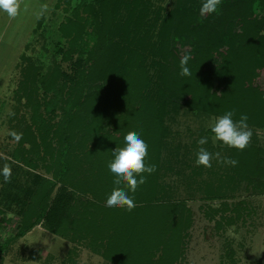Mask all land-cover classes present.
<instances>
[{"label":"trees","instance_id":"obj_1","mask_svg":"<svg viewBox=\"0 0 264 264\" xmlns=\"http://www.w3.org/2000/svg\"><path fill=\"white\" fill-rule=\"evenodd\" d=\"M196 1L177 0L165 9L153 0H100L99 13L94 1L77 0L60 25L71 37L64 59L75 51L84 57L76 77L59 63L41 75L25 55L29 62L20 88L32 94L30 84L41 80L45 91L55 94L46 107L60 106L64 117L54 123L39 112L38 100L33 122L21 129L15 155L20 157L25 142L31 143L30 157L23 161L37 168L40 159L54 175L35 174L38 184L16 216L21 222L17 236L41 222L56 234L88 243L115 264H179L192 211L185 199H172L163 181L179 150V145H170L168 115L180 105L205 115L234 110L235 120L247 114L249 127L264 128V0H222L219 15L206 18L200 17ZM89 38L94 40L91 48ZM184 58L190 76L179 74ZM129 131L147 142V162L157 166L153 174H145V184L129 193L137 205L131 212L106 207L115 187L107 164ZM193 145L197 151V143ZM223 147L227 151L221 156L238 160V165L214 159L207 169L215 179L205 181L204 198L235 195L244 180L264 190V144L251 140L243 151ZM203 168L195 165L192 170L201 173ZM59 181L62 186L52 196ZM238 207L241 215L243 207ZM9 222L11 218L3 217L0 231ZM7 244L0 242V264Z\"/></svg>","mask_w":264,"mask_h":264},{"label":"rangeland","instance_id":"obj_2","mask_svg":"<svg viewBox=\"0 0 264 264\" xmlns=\"http://www.w3.org/2000/svg\"><path fill=\"white\" fill-rule=\"evenodd\" d=\"M75 1L77 0L69 4L63 0L61 6L54 5V8L50 9L46 7L41 9L40 13L37 0H23L15 17L0 11V117L2 119L0 133L7 135L11 129L14 135H18L14 154L19 147L21 129H25L33 122L35 102L42 101L39 112L42 109L47 117H52L54 123L60 122L64 117V111L60 106L51 107L50 111L46 107V101H51L55 94L52 91H45L41 80H38L35 86L30 84L33 89L32 94L29 90L23 91L20 86L23 79L22 70L29 62L26 54L36 66L40 67L41 75L55 63H59L65 73L76 77L84 57L75 51L70 59H64V52L70 47L71 37L64 35L60 28L66 17L72 15ZM92 1L96 4L97 12L100 13L102 11L100 0ZM153 1L156 5H163L165 9L173 7L177 2V0ZM194 6L200 8L201 0H197ZM43 14L45 17L42 16ZM37 23L38 26L33 32V27ZM87 29L91 30L92 26ZM84 34L87 36V33ZM188 41L189 38L185 43H189ZM28 42L30 43L27 45ZM93 42V38H89L87 48H91ZM5 110L6 113L3 114ZM214 117L218 116L199 114L180 105L167 118L172 131L169 135L170 145H179V150L172 155L174 169H167L163 181L168 184L172 199L175 201L185 199L192 211V223L186 230L188 235L184 239L185 250L179 259V264H264V190L257 189L254 183L244 180L235 195L230 192L228 196L207 199L204 198L205 181L215 179V176L210 174L206 167L201 173L192 170L196 165L194 158L196 150L193 143H197L202 137H208V142L203 147L209 146L210 152L224 154L227 151L220 142L214 145L211 139L212 133L207 131ZM35 130L39 132L37 128ZM252 131L251 140L263 145L264 128L253 127ZM25 143L26 150L20 151V157L15 155L12 160L15 210L10 212L12 222L8 230L11 229L9 232L14 238L11 239L13 236L6 238L5 233L2 236L0 234V242L8 243L3 250V264H115L113 260L93 250L88 243L56 234L41 222L26 233L17 236L21 224L16 218L20 213L17 207L22 200L24 204L31 199L30 193L38 184L35 174L42 172L50 177L54 175L53 171H46L45 166L41 165L46 162L39 158L37 168H32L23 161L24 156L30 157L29 148L32 145L29 142ZM53 143L59 146L56 139ZM197 146L200 147L198 143ZM33 156L31 155L32 158ZM63 159L64 156L61 160ZM61 186L62 183L59 181L52 196L58 194ZM225 202L229 205L228 209H223ZM25 207L27 206L24 205L22 211ZM236 207H243L241 215H238ZM230 218L233 221L231 224L228 223ZM12 240L16 241L10 248Z\"/></svg>","mask_w":264,"mask_h":264},{"label":"clouds","instance_id":"obj_3","mask_svg":"<svg viewBox=\"0 0 264 264\" xmlns=\"http://www.w3.org/2000/svg\"><path fill=\"white\" fill-rule=\"evenodd\" d=\"M222 0H201L199 15L206 18L209 15H219ZM20 8V0H0V11L6 12L10 17H15ZM180 75L190 76L191 71L187 67V59L180 62ZM235 111L230 110L223 115L214 117L208 127L212 133V142L215 145L221 142L223 145L239 151L245 150L251 143L253 131L248 124L247 114H241L239 120H235ZM208 142V137L198 140L196 151V166L206 168L212 167L215 159L218 163L230 166H237L238 160L231 157H222L219 152L212 153L203 145ZM113 159L107 164L108 169L114 176L115 187L106 199V207L121 208L128 212L136 208L134 194L141 185L147 182V175L153 174L157 166L147 162L149 145L136 131H129L124 137V146L112 150ZM147 174V175H145ZM0 175L5 183H10L12 170L9 164L5 163L0 168Z\"/></svg>","mask_w":264,"mask_h":264},{"label":"crops","instance_id":"obj_4","mask_svg":"<svg viewBox=\"0 0 264 264\" xmlns=\"http://www.w3.org/2000/svg\"><path fill=\"white\" fill-rule=\"evenodd\" d=\"M37 1L39 2L38 6H39V12L40 13H41V9L43 10L46 7L47 8L49 7V9L51 7L54 8L55 2H56V0H37ZM22 2H23V0H20V4H23ZM43 15H45V14H43ZM40 18L38 19V22H39ZM37 26H38V23L36 24V26L33 27V32H35V29L37 28ZM29 43L30 42H28L27 45ZM4 113H6V110H5V112H3V114ZM0 120L2 121L1 117H0ZM0 126H2V125L0 124ZM21 131H23V130H21ZM14 140L16 143H14ZM17 141H18V135L17 134L14 135V132H12L11 129L7 135H2V133H0V168L3 167V163H7L10 165L11 170H12V178H11L10 183H5L3 176L0 175V208L2 209V212L0 213V220L3 219V217L8 218V219L11 218L10 212L15 210V207L13 205L14 192H13L12 187H13L14 182H13V162H12V160H14L13 159V156H15L14 147L17 145ZM23 201L24 200H22V203L18 204V207H17L18 212H21V210L24 206ZM10 225H11V223L9 222L6 224L5 227H3L1 229V231H0L1 236L4 233L6 234V238L13 236V234L10 233L11 229H9L10 232L8 230ZM7 234H8V236H7ZM10 234H12V235H10ZM13 238H14V236L11 239H13ZM15 241L12 240V243H10V248H11L13 242H15Z\"/></svg>","mask_w":264,"mask_h":264}]
</instances>
